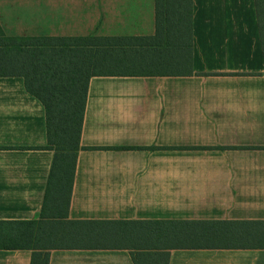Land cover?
I'll return each mask as SVG.
<instances>
[{"label": "crops", "instance_id": "crops-1", "mask_svg": "<svg viewBox=\"0 0 264 264\" xmlns=\"http://www.w3.org/2000/svg\"><path fill=\"white\" fill-rule=\"evenodd\" d=\"M0 28L15 37L151 36L155 0H0ZM192 35L191 75L89 79L80 144L128 148L78 151L67 220L264 226V64L254 0H192ZM45 142L40 102L21 77L0 76V220L37 219L53 152L14 147ZM102 226L73 225L61 246L45 249L48 264H134L131 249L100 245ZM161 251L167 264H264V248ZM31 253L0 250V264H30Z\"/></svg>", "mask_w": 264, "mask_h": 264}, {"label": "trees", "instance_id": "trees-1", "mask_svg": "<svg viewBox=\"0 0 264 264\" xmlns=\"http://www.w3.org/2000/svg\"><path fill=\"white\" fill-rule=\"evenodd\" d=\"M254 7L264 64V0H254ZM192 52V0H155L151 36L15 37L0 28V76L21 77L44 112L45 144L14 148L53 152L37 219L0 220V250L30 249V264H48L45 249L61 246L75 224L103 225L96 233L100 245L131 249L134 264H167L168 253L161 250L170 248H264V226L240 228L213 220H67L78 151L128 148L80 144L89 79L191 75ZM109 224L115 228L107 229Z\"/></svg>", "mask_w": 264, "mask_h": 264}]
</instances>
